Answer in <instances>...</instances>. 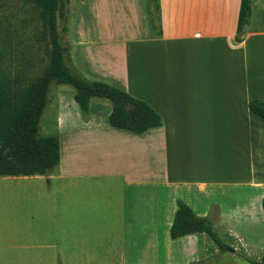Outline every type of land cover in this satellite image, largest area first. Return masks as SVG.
<instances>
[{"label":"crops","instance_id":"obj_1","mask_svg":"<svg viewBox=\"0 0 264 264\" xmlns=\"http://www.w3.org/2000/svg\"><path fill=\"white\" fill-rule=\"evenodd\" d=\"M160 3L162 35L149 0L77 6L74 64L147 103L164 124L143 134L115 128L110 103L97 100L85 121L74 91H57L59 167L50 176L0 177L15 185V206H0V264L262 259L264 119L249 102H264V0H252L241 42V0ZM178 202L199 217L219 207L215 229L233 252L206 234L172 239Z\"/></svg>","mask_w":264,"mask_h":264},{"label":"trees","instance_id":"obj_2","mask_svg":"<svg viewBox=\"0 0 264 264\" xmlns=\"http://www.w3.org/2000/svg\"><path fill=\"white\" fill-rule=\"evenodd\" d=\"M38 12L44 38L48 39L49 61L36 77L15 74L9 76L0 70V177L50 176L59 167V133L40 137L39 126L48 104L51 85H67L73 88L75 101L82 117L89 120L91 103L106 101L111 105V126L143 134L152 128L163 126V118L147 103L134 98L126 91L107 82L92 81L74 64L71 56L70 34L73 0H27ZM78 3L83 0H77ZM151 23L156 34L162 35L160 0H149ZM252 0H241L236 41L241 42L251 22ZM62 22V37L59 30ZM251 112L264 119V102L252 99ZM171 227V238L178 239L192 234H206L221 251L231 249L216 232L220 210L215 206L207 217L197 216L183 202ZM264 208V202H263ZM249 264H264L237 253ZM191 264H204V261Z\"/></svg>","mask_w":264,"mask_h":264},{"label":"rangeland","instance_id":"obj_3","mask_svg":"<svg viewBox=\"0 0 264 264\" xmlns=\"http://www.w3.org/2000/svg\"><path fill=\"white\" fill-rule=\"evenodd\" d=\"M73 0L74 10L71 11L70 25L74 12L80 3ZM62 22L59 30L62 35ZM70 36V34H69ZM48 39L44 38L42 24L38 12L27 0H0V70L9 76L18 74L25 77L40 75L49 61ZM60 90L73 88L67 85H51L48 104L39 126V136L47 137L59 133L54 114V95ZM74 91V90H73ZM7 186V188H6ZM0 206H15L14 187L12 182L0 185ZM215 259L210 257V264H248L239 257L227 256Z\"/></svg>","mask_w":264,"mask_h":264},{"label":"water","instance_id":"obj_4","mask_svg":"<svg viewBox=\"0 0 264 264\" xmlns=\"http://www.w3.org/2000/svg\"><path fill=\"white\" fill-rule=\"evenodd\" d=\"M227 251H228V252H233V250H231V249H227Z\"/></svg>","mask_w":264,"mask_h":264}]
</instances>
